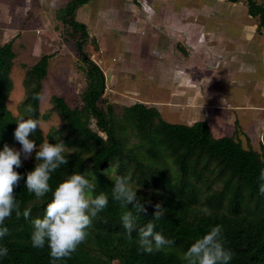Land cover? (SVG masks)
Segmentation results:
<instances>
[{"label": "trees", "instance_id": "16d2710c", "mask_svg": "<svg viewBox=\"0 0 264 264\" xmlns=\"http://www.w3.org/2000/svg\"><path fill=\"white\" fill-rule=\"evenodd\" d=\"M90 1L69 0L57 11L58 19L70 29L86 76L80 103L73 107L64 97L53 95V107L61 116L62 125L46 135L38 127L29 138L37 147L44 140L65 144L68 164L52 174L53 189L73 172L84 173L90 165L96 185L90 195L104 192L109 202L92 219L86 241L70 258L57 264H184L183 253L215 225L222 226L225 247L233 253L230 264H264V197L259 195L257 184L260 170L264 169V143H260L259 149L245 147L236 132L216 137L205 120L192 125L171 123L161 117L157 108L136 102L124 109L141 139L130 144L114 105L105 100L104 71L85 50L90 34L76 14ZM230 1L245 2L248 13L258 21V29L264 30V4L257 0ZM12 41L0 45V150L5 144L14 147L17 143L14 131L19 117L7 107L16 57ZM50 58V54L42 55L24 79L26 96L21 107L31 106L33 112L26 115L38 120L40 102L33 96L42 90ZM160 143L166 144L165 150L155 149L154 145ZM21 160V166L16 168L21 180L14 188V195L21 202V209L29 208L31 215L25 219L13 213L5 221L9 232L0 238V246L9 251L7 257L0 258V264H52L47 245L43 249L33 248L30 239L32 221L43 216L52 193L41 199L28 193L25 180L37 163L35 152L31 161L22 155ZM111 176L130 178L132 188L137 189V198L146 208L139 215L138 226L153 221L155 230L173 241L172 245L154 254L138 250L137 233L134 231L129 239L120 221L124 211L130 210L135 215V209L132 205L121 207L111 198L114 187ZM157 203L165 209V214L154 221L152 215ZM205 208L210 214L204 213Z\"/></svg>", "mask_w": 264, "mask_h": 264}, {"label": "crops", "instance_id": "0c3cea01", "mask_svg": "<svg viewBox=\"0 0 264 264\" xmlns=\"http://www.w3.org/2000/svg\"><path fill=\"white\" fill-rule=\"evenodd\" d=\"M46 2L57 5L62 0ZM240 2L123 0L119 7L90 15L89 24V11L82 6L76 16L98 42L100 62L95 61L106 79L125 86L122 96L114 94L117 98L155 107L163 119L175 123L205 120L213 134L233 135L238 126L244 133L240 138L246 134L255 143L264 134V79L245 70L249 61L264 63V31L252 23L248 11L243 15L237 10ZM114 47L132 54L130 64L140 72L137 81L129 72L132 67L122 71L123 79L117 75L120 66L113 62L119 57L108 62L102 56ZM236 94L239 101L233 99Z\"/></svg>", "mask_w": 264, "mask_h": 264}, {"label": "clouds", "instance_id": "9594fccd", "mask_svg": "<svg viewBox=\"0 0 264 264\" xmlns=\"http://www.w3.org/2000/svg\"><path fill=\"white\" fill-rule=\"evenodd\" d=\"M33 99L43 104L47 95L44 92L35 93ZM26 111L32 113L33 109L29 106ZM15 121L18 126L14 131V138L21 144V149L17 150L5 144L0 150V238L8 234L9 229L4 224L13 213L17 218L23 216L25 219L31 215L29 208L21 209V202L16 199L14 188L21 180V174L16 171L22 164L21 154L27 159L35 152L37 163L27 173L25 187L37 199L44 198L50 192L52 196L43 216L32 221L31 245L37 249H43L47 245L52 264H57V261L70 258L86 241L87 229L91 226L92 219L108 206V196L104 192L89 195L95 192L96 185L81 172H73L53 189L50 185L52 174L62 165L68 164L65 144L44 140L37 147L29 136L38 127L42 129L40 121L31 116L26 119L20 117ZM111 179L114 181L111 198L121 207L132 205L131 208L135 209V215L130 210L124 211L120 221L129 239H132L134 231L137 233L138 250L145 254H154L172 245L173 241L155 230L153 221L138 226L139 215L145 213L146 208L144 202L137 198V189L132 188L130 178L111 176ZM257 184L259 195L264 197V169L260 170ZM154 207L152 218L159 221L164 217L165 209L160 203ZM203 211L210 214L207 208ZM8 251L7 247L0 246V258L7 257ZM181 259L184 264H230L233 253L225 247L222 226H212L207 233L195 239Z\"/></svg>", "mask_w": 264, "mask_h": 264}, {"label": "rangeland", "instance_id": "374dc122", "mask_svg": "<svg viewBox=\"0 0 264 264\" xmlns=\"http://www.w3.org/2000/svg\"><path fill=\"white\" fill-rule=\"evenodd\" d=\"M47 0H0V45L7 41L13 40V49L16 57L13 61L11 70V78L13 81V89L7 100V107L13 113L14 116L28 117L26 115L27 107H21L23 100L26 96V89L24 87V79L28 70L38 61V59L44 54H50L51 58L49 61L47 76L42 80L41 92L46 93L47 100L43 104L40 103V125L42 127L41 132L44 135L48 133L52 128L60 127L63 120L59 113L54 109L52 103V96L59 95L65 98V100L71 106H77L81 100V93L83 92L86 85L85 73L81 70V60L79 53L76 49L75 42L73 41L70 34V29L65 26L61 20L58 19L57 11L62 6H65L67 0L57 3V5L49 4ZM136 1V0H135ZM223 1V0H222ZM259 3L264 4V0H257ZM119 4H118V3ZM123 0H91L81 10L89 11V17L87 23H91L90 15H100L99 11L110 8L111 6H121ZM121 3V4H120ZM237 10H240L243 15L248 11L245 2H240L236 6ZM99 13V14H98ZM82 18V17H81ZM77 19L81 20L78 16ZM253 24L258 25V21L255 17L251 18ZM92 31V29L90 28ZM264 31V30H263ZM93 32V31H92ZM116 39L119 37V32L114 36ZM100 49L98 42L95 39H89L85 46V50L90 54L91 58L95 61L100 59V54L97 51ZM104 52H106L104 50ZM94 54V55H93ZM94 56V57H93ZM108 62L111 61L112 57H119L118 62H113L114 65L120 66L117 75L123 79L125 70L129 71L132 67V75L135 76L137 81L138 72L132 64L130 59L132 54L125 53L123 50L113 48L111 52L102 53ZM263 59L264 57L261 56ZM132 60V59H131ZM100 62V61H99ZM133 62V60H132ZM131 62V63H132ZM250 68L245 70L248 74L259 73V78L264 79V63L261 59H255L249 61ZM103 66V65H102ZM105 69V68H104ZM106 70V69H105ZM104 71V70H103ZM122 73V74H121ZM105 74V72H104ZM106 76V74H105ZM120 84V83H119ZM114 85L111 77L106 79V92L105 100L114 105L117 114L118 122L126 127L125 134L130 144H137L140 142V135L134 124L127 120L124 113V109L128 105H132L136 102L125 101L126 98L121 97V100L116 95L122 96L120 93L124 91L122 85ZM129 90V86H126ZM116 91V92H115ZM233 99L239 101L240 97L238 94L233 96ZM133 102V103H132ZM128 104V105H127ZM46 116V117H45ZM166 121L175 123L170 118H165ZM235 131L242 141L245 147L251 145L256 149H259L260 143H264V136L258 138L255 143L253 139L248 135L240 138L241 129L236 128ZM231 132H224L218 134L215 131V136L228 135ZM244 134V133H242ZM248 137V138H247ZM261 138V139H260ZM34 139V138H33ZM250 144H249V141ZM151 143H153L151 141ZM20 143H15L14 147L17 150L21 149ZM155 149H166V144H155ZM23 156V153L21 154ZM24 157V156H23ZM31 157L27 158L26 161H31ZM84 174L93 183V175L90 165H87ZM91 193H89L90 195Z\"/></svg>", "mask_w": 264, "mask_h": 264}]
</instances>
